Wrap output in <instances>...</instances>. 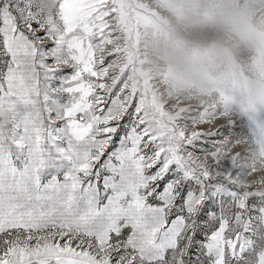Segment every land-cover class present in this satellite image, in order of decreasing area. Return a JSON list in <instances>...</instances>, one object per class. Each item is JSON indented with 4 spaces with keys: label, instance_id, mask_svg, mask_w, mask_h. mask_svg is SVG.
<instances>
[{
    "label": "snow or ice",
    "instance_id": "obj_1",
    "mask_svg": "<svg viewBox=\"0 0 264 264\" xmlns=\"http://www.w3.org/2000/svg\"><path fill=\"white\" fill-rule=\"evenodd\" d=\"M115 19L0 0V264H264V126L135 75Z\"/></svg>",
    "mask_w": 264,
    "mask_h": 264
},
{
    "label": "clouds",
    "instance_id": "obj_2",
    "mask_svg": "<svg viewBox=\"0 0 264 264\" xmlns=\"http://www.w3.org/2000/svg\"><path fill=\"white\" fill-rule=\"evenodd\" d=\"M257 12L251 0H172L168 16L152 26L150 62L203 87L234 76L238 57L247 53L252 95L264 100V12Z\"/></svg>",
    "mask_w": 264,
    "mask_h": 264
},
{
    "label": "rangeland",
    "instance_id": "obj_3",
    "mask_svg": "<svg viewBox=\"0 0 264 264\" xmlns=\"http://www.w3.org/2000/svg\"><path fill=\"white\" fill-rule=\"evenodd\" d=\"M115 3L114 25L120 30L122 49L130 55L129 68L135 75L155 80L172 97L183 98L187 102L211 103L226 108L229 113H244L255 118L257 135L264 126V100L252 95L254 78L248 71L250 57L241 53L238 57V70L234 76L225 73L216 84L207 86L189 85L183 80L174 79L166 66L153 65L150 60L155 52L150 36L152 26L157 20H164L169 14L172 0H107ZM258 10L264 12V0H251Z\"/></svg>",
    "mask_w": 264,
    "mask_h": 264
},
{
    "label": "bare ground",
    "instance_id": "obj_4",
    "mask_svg": "<svg viewBox=\"0 0 264 264\" xmlns=\"http://www.w3.org/2000/svg\"><path fill=\"white\" fill-rule=\"evenodd\" d=\"M188 103H191V102H188ZM196 104V103H195Z\"/></svg>",
    "mask_w": 264,
    "mask_h": 264
}]
</instances>
